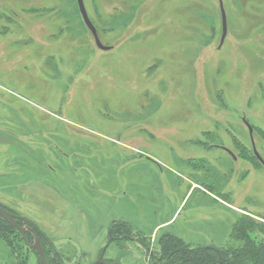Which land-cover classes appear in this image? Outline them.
<instances>
[{"label": "rangeland", "instance_id": "obj_1", "mask_svg": "<svg viewBox=\"0 0 264 264\" xmlns=\"http://www.w3.org/2000/svg\"><path fill=\"white\" fill-rule=\"evenodd\" d=\"M222 2L220 47L219 0H84L102 51L77 0H0V206L31 229L0 220V264H37L35 235L61 264H151L164 234L264 224V0Z\"/></svg>", "mask_w": 264, "mask_h": 264}, {"label": "trees", "instance_id": "obj_2", "mask_svg": "<svg viewBox=\"0 0 264 264\" xmlns=\"http://www.w3.org/2000/svg\"><path fill=\"white\" fill-rule=\"evenodd\" d=\"M5 210L11 213L9 210ZM15 216L17 223L22 226L21 217ZM2 221L4 224L6 223L4 230H17L4 219ZM118 222H113L109 228L112 235L114 228L120 224ZM121 223L126 227V232H133L131 225L125 222ZM111 240L116 241L113 237ZM229 240L219 247L221 252L218 253L213 249L185 243L173 234H164L159 242L160 253L155 252L150 255L151 264H264L263 223L257 222L249 215H240L231 228ZM43 250L49 264H61L63 262V257L56 249H50L46 246ZM106 264L110 263L106 262Z\"/></svg>", "mask_w": 264, "mask_h": 264}, {"label": "water", "instance_id": "obj_3", "mask_svg": "<svg viewBox=\"0 0 264 264\" xmlns=\"http://www.w3.org/2000/svg\"><path fill=\"white\" fill-rule=\"evenodd\" d=\"M78 2V7L82 16V19L84 21V24L86 25V27L88 28V30L90 31V33L92 34L95 44L96 46L102 50V51H109L112 48L111 47H106L104 46L98 36L97 30L94 27L93 23L91 22L86 7H85V3L84 0H77ZM220 2V11H221V17H222V37H221V41H220V47L224 44L225 39L227 37V33H228V25H227V17H226V13L224 10V6H223V2L222 0H219ZM245 125L247 126L248 130H249V134L252 140V148H253V152L254 155L256 156V158L258 159V161L262 164V166L264 167V160L263 158L259 155L256 146H255V142L253 139V128L251 127V125L244 120ZM230 155H232L235 158V156L233 155L232 152L229 153ZM0 217L2 219H4L6 222H8L10 225H12L13 227H15L22 235H25V233L27 232H31V229L29 227H22L17 223V217L9 212H7L5 209H3L0 206ZM21 220H25V218L21 217ZM208 249H213L215 251H217L218 253L221 252V249L215 246H211V247H206ZM32 249L36 251V255L38 257L37 259V263H41V264H49L46 257H45V253L44 250L40 244V240L39 238L35 235V244L32 246ZM93 264H106L105 258H104V254H102L99 259L97 261H95Z\"/></svg>", "mask_w": 264, "mask_h": 264}, {"label": "flooded vegetation", "instance_id": "obj_4", "mask_svg": "<svg viewBox=\"0 0 264 264\" xmlns=\"http://www.w3.org/2000/svg\"><path fill=\"white\" fill-rule=\"evenodd\" d=\"M28 233V232H27ZM26 234V233H25ZM28 246H30V245H28ZM31 247V249H32V246H30ZM35 254H36V252H35ZM37 259H38V257H37ZM38 264V263H37ZM40 264V263H39ZM115 264H118V263H115Z\"/></svg>", "mask_w": 264, "mask_h": 264}]
</instances>
